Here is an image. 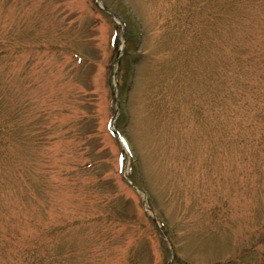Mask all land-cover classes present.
Segmentation results:
<instances>
[{
  "label": "rangeland",
  "instance_id": "1",
  "mask_svg": "<svg viewBox=\"0 0 264 264\" xmlns=\"http://www.w3.org/2000/svg\"><path fill=\"white\" fill-rule=\"evenodd\" d=\"M93 1L0 0V264H264V0Z\"/></svg>",
  "mask_w": 264,
  "mask_h": 264
}]
</instances>
